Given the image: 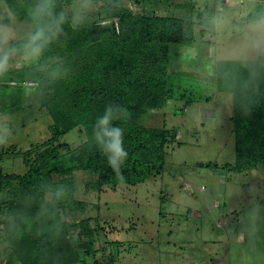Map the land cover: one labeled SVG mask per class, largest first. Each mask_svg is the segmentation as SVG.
<instances>
[{
	"label": "rangeland",
	"instance_id": "rangeland-1",
	"mask_svg": "<svg viewBox=\"0 0 264 264\" xmlns=\"http://www.w3.org/2000/svg\"><path fill=\"white\" fill-rule=\"evenodd\" d=\"M63 2L68 8L69 0ZM90 3L80 27L98 24L100 29H106L114 23L119 33L117 14L128 9L144 15L185 17L193 21L197 35L191 44H169L167 79L173 86L172 94L162 104L151 106L147 99L142 102V91L135 98L142 110L137 116L140 124L175 132L174 139L168 137L165 145L163 171L137 184L105 186L101 191L88 189L97 178L95 172L75 171L76 197L89 206L73 213L64 208L61 213L63 223L75 224L67 234L79 246L80 261L74 264H264V164L243 171L224 167L236 161L237 132L232 119L235 103L233 92L219 89L216 72L218 60L236 59L246 64L264 59V50L251 47L250 30L251 21L264 11V0ZM27 9L26 0H0V22L14 27L18 39L12 43L17 46L32 27ZM67 33L38 62L18 55L10 69L17 72L0 76V124L12 133L9 143L0 146V166L5 172H25V160L32 153H40L34 146L38 144L42 151L53 134L48 109L56 91L52 73L81 66L77 62L67 65L68 57L80 58L79 48L68 47ZM83 49L91 59L89 47ZM96 53L99 56L100 51ZM113 55H118L117 50ZM99 67L103 70V64ZM103 71L99 78L103 83L113 80L107 75L109 71ZM35 74L41 81L31 80ZM70 81L73 88L75 81ZM59 99L62 106L71 105V90L67 89ZM86 139V125L81 124L59 141L73 148ZM199 162L214 165L198 166ZM7 197L6 192L0 193V220L10 221L3 203ZM45 198L55 201L51 192ZM254 206L259 212L250 218ZM49 211L50 207L45 214ZM21 219L18 217V222ZM86 219L92 232L84 235ZM29 220L23 225L26 233L31 231V226H26ZM90 246L94 247L93 253ZM57 258V253L46 255L40 264ZM0 264H24L22 254L15 253L3 230Z\"/></svg>",
	"mask_w": 264,
	"mask_h": 264
},
{
	"label": "trees",
	"instance_id": "trees-1",
	"mask_svg": "<svg viewBox=\"0 0 264 264\" xmlns=\"http://www.w3.org/2000/svg\"><path fill=\"white\" fill-rule=\"evenodd\" d=\"M35 2L26 0L28 8ZM58 4L65 8L63 0H58ZM117 18L119 33L114 23L106 29L92 24L79 27L76 31H69L68 24L64 25L70 38L68 47L79 48L80 51V58L68 57L67 65L77 62L81 66L72 65L64 79L55 81L54 102L48 105L53 118L50 127L53 134L44 143L47 146L42 151L38 144L34 146L40 153H32L25 160V172H5L0 166V193L8 194L3 203L10 215V221L0 220V231L5 232L15 253L19 251L22 254L24 264H40L46 255L56 253L57 260L48 264L80 261L79 246L71 237L67 238L68 228L75 224L63 223L61 213L64 208L73 213L85 211L89 206L87 201L76 197V170L90 169L97 174L88 189L101 191L105 186L119 185L105 156L91 142L92 126L109 102L126 107L130 113L126 120L114 122L124 129V148L128 152L121 169L124 184L147 180L161 173L166 165L165 145L168 137L174 139L175 132L140 124L137 116L142 110L135 98L142 91V102L147 99L151 106L162 104L164 98L172 94L173 86L167 79L169 44L193 43L197 35L194 23L181 16L144 15L128 9L119 12ZM86 46L91 51V59L87 58L86 52H82ZM114 50H117V56L113 55ZM96 51H100L99 56ZM95 58L97 60L92 66ZM260 59L246 64L236 59L217 61L219 89L234 94L235 114L232 119L237 132L236 161L224 164L231 170L243 171L264 164V59ZM102 64L103 70L109 71L107 75L113 80L109 81L108 77V81L103 83L99 79L104 72L99 67ZM16 72L9 71L7 74L13 76ZM39 77L35 74L31 80L39 82ZM71 79L75 81L73 88ZM67 89L71 90L72 103L62 106L59 98ZM245 108L249 111L248 115L244 114ZM81 124L86 125L87 134L83 144L71 148L68 143L59 141ZM54 142L57 144L51 148ZM212 165L211 162L198 163V166ZM48 192L53 193L55 201L45 198ZM48 207L49 214H45ZM18 217L22 218L19 222ZM27 219H31L26 225L31 226V231L26 233L23 225ZM85 221L88 223L84 235L92 232L89 220ZM90 250L93 253L94 247L90 246ZM94 264L104 263L95 261Z\"/></svg>",
	"mask_w": 264,
	"mask_h": 264
},
{
	"label": "clouds",
	"instance_id": "clouds-1",
	"mask_svg": "<svg viewBox=\"0 0 264 264\" xmlns=\"http://www.w3.org/2000/svg\"><path fill=\"white\" fill-rule=\"evenodd\" d=\"M90 8V0H69L68 8L60 7L58 0H36L27 12L32 24L31 30L24 35L18 46L12 43L18 39L14 27L10 23L0 22V76L10 71L11 64L18 55L30 62H38L45 51L65 35L64 25L68 24L73 30L78 29ZM250 30L253 34L251 47L257 51L264 50V11L258 13L251 21ZM56 61L60 62L59 58H56ZM66 76V72L52 73L53 81L62 80ZM244 114H249L247 108ZM129 115L126 107L109 102L103 114L96 118L91 131V142L105 156L119 184L125 183L121 169L128 158V152L124 148V129L116 126L114 122L126 120ZM11 135L10 129L0 124V146H6ZM258 212V207L254 206L250 209V218H255Z\"/></svg>",
	"mask_w": 264,
	"mask_h": 264
}]
</instances>
